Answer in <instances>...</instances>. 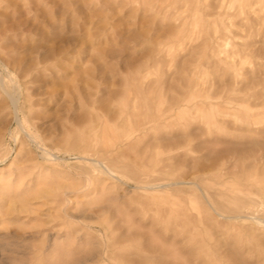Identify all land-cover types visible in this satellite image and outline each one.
Instances as JSON below:
<instances>
[{
    "label": "rangeland",
    "instance_id": "rangeland-1",
    "mask_svg": "<svg viewBox=\"0 0 264 264\" xmlns=\"http://www.w3.org/2000/svg\"><path fill=\"white\" fill-rule=\"evenodd\" d=\"M0 264H264V0H0Z\"/></svg>",
    "mask_w": 264,
    "mask_h": 264
},
{
    "label": "bare ground",
    "instance_id": "bare-ground-1",
    "mask_svg": "<svg viewBox=\"0 0 264 264\" xmlns=\"http://www.w3.org/2000/svg\"><path fill=\"white\" fill-rule=\"evenodd\" d=\"M15 84H13L12 86H14ZM11 90H12V88H11ZM7 92H8V90H7ZM9 92H10V90H9ZM12 96H13V94H12ZM15 104V103H14ZM54 157V156H53Z\"/></svg>",
    "mask_w": 264,
    "mask_h": 264
}]
</instances>
